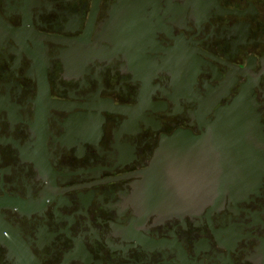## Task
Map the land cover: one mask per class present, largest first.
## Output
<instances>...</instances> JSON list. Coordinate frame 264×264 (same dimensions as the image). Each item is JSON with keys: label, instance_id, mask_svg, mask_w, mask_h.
I'll use <instances>...</instances> for the list:
<instances>
[{"label": "flooded vegetation", "instance_id": "flooded-vegetation-1", "mask_svg": "<svg viewBox=\"0 0 264 264\" xmlns=\"http://www.w3.org/2000/svg\"><path fill=\"white\" fill-rule=\"evenodd\" d=\"M238 104L264 133V0H0V264H264V147L222 203L147 197Z\"/></svg>", "mask_w": 264, "mask_h": 264}, {"label": "water", "instance_id": "water-1", "mask_svg": "<svg viewBox=\"0 0 264 264\" xmlns=\"http://www.w3.org/2000/svg\"><path fill=\"white\" fill-rule=\"evenodd\" d=\"M242 105L204 137L178 131L162 140L145 174L152 205L165 210L222 203L248 190L262 168L264 133L255 111Z\"/></svg>", "mask_w": 264, "mask_h": 264}]
</instances>
